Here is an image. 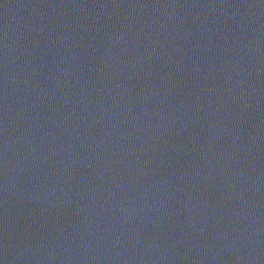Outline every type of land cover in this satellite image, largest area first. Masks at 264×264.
<instances>
[{"label":"water","instance_id":"1","mask_svg":"<svg viewBox=\"0 0 264 264\" xmlns=\"http://www.w3.org/2000/svg\"><path fill=\"white\" fill-rule=\"evenodd\" d=\"M0 264H264V0H0Z\"/></svg>","mask_w":264,"mask_h":264}]
</instances>
